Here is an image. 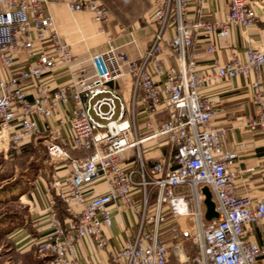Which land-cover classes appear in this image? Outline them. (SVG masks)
Here are the masks:
<instances>
[{"label":"built area","instance_id":"2783aa9c","mask_svg":"<svg viewBox=\"0 0 264 264\" xmlns=\"http://www.w3.org/2000/svg\"><path fill=\"white\" fill-rule=\"evenodd\" d=\"M147 1L156 31L144 53L131 59L110 46L89 58V73L59 36L47 4L64 3L108 23L110 13L97 0H0V134L7 135L6 149L40 141L53 168L68 170L55 172L51 185L67 217L48 204L49 228L36 249L44 264H79L81 240L107 246L116 210L128 212L132 225L123 244L108 251V264H167L172 252L183 263L186 242L194 248L191 264H260L264 238L248 234L264 219V200L237 194L239 173L230 166L238 153L223 150L228 129L213 124L214 102L202 92L215 80L245 77L256 111L243 127L262 135L264 151V49L248 45L217 57L219 40L227 43L233 26L257 25L258 3L225 0L222 18L191 20V0ZM197 37L211 57L204 64L192 51ZM56 70L69 75L67 84L52 86ZM139 109L148 116L145 132L137 128ZM159 112L165 119L154 123ZM157 140L169 145L168 155L146 159L143 146ZM66 141L86 156H72ZM128 149L134 156L123 163ZM203 187L217 213L210 220Z\"/></svg>","mask_w":264,"mask_h":264},{"label":"crops","instance_id":"0c3cea01","mask_svg":"<svg viewBox=\"0 0 264 264\" xmlns=\"http://www.w3.org/2000/svg\"><path fill=\"white\" fill-rule=\"evenodd\" d=\"M99 4L105 7L109 13V22L100 24L94 21L91 14L87 11L68 10L64 3L49 2L47 9L53 18L55 27L59 36L70 48L71 54L81 62L80 66L92 73V67L89 58L97 53L106 51L112 46L116 51L125 53L131 59L139 58L149 46L156 31V25L152 21L151 10L147 0H97ZM257 14L260 20L252 28H243L233 26L228 38L219 40L221 51L217 57L223 61L232 52H242L248 45L264 49V1L254 0ZM227 5L225 0H191L190 19L195 20L200 15L212 14L222 18L226 13ZM192 51H199L201 55L197 62L204 64L211 57L205 51V44L201 37H197ZM23 55H20V60ZM2 76L5 71L0 68ZM53 78L52 86H63L67 84L69 75L62 71L56 72L50 76ZM264 82V77H263ZM29 94L32 89L27 91ZM206 96L212 99L216 108L213 117V124L219 128L228 129V138L223 145V150H235L238 153L237 159L231 164V169L238 171L235 182L236 192L240 195H248L253 200H264V151L261 147L262 135L257 132L246 130L243 127L245 118L252 116L256 111V104L249 89L248 80L245 77L238 76L234 79L215 80L202 91ZM69 109V106L66 107ZM60 110L55 112V115ZM137 128L145 132L144 123L148 116L139 109L137 115ZM55 119V118H54ZM53 119V120H54ZM154 123H159L165 119V113L159 112L151 117ZM66 133L64 137H67ZM3 134H0V137ZM61 136V135H60ZM58 136V138L60 137ZM30 144V143H29ZM65 147L71 150L68 141ZM23 147L20 149H24ZM13 149H5L4 153H10ZM169 147L164 141H149L143 146V152L146 159L158 158L168 155ZM128 151V152H125ZM121 154L123 163L134 156L132 149L125 150ZM129 151L133 152L131 155ZM130 154V155H129ZM68 170L57 169L58 176L66 175ZM37 189L30 196V210L28 214L29 224L33 229L39 232L40 237L48 228L47 209L48 204H53L54 199L49 192L47 194H36ZM54 196L62 202L54 189H50ZM51 201V202H50ZM53 201V202H52ZM65 206V205H64ZM65 209V217L67 216ZM63 218V219H64ZM132 225V217L128 212L119 213L114 210L113 224L107 232L108 244L105 248L97 249L91 239H83L78 245L79 264H108V251L119 248L124 240V228ZM19 226L16 230H20ZM19 232L13 233L17 234ZM37 237V238H38ZM252 241H260L264 238V219L257 222L253 230L248 234ZM26 236L20 242L26 240ZM36 238V239H37ZM260 264H264V257L260 259Z\"/></svg>","mask_w":264,"mask_h":264},{"label":"rangeland","instance_id":"374dc122","mask_svg":"<svg viewBox=\"0 0 264 264\" xmlns=\"http://www.w3.org/2000/svg\"><path fill=\"white\" fill-rule=\"evenodd\" d=\"M1 134L3 136L0 137V264H44L46 258L40 256L35 246L39 232L33 229L27 217L30 210L29 195L35 189L36 194L38 192L45 195L49 192L55 200L54 208L58 210L55 211L62 220L65 217V206L50 191L53 174L57 170L50 164L47 149L40 141H32L25 146L27 148L17 152L4 153L7 135ZM129 153L133 154L131 151ZM70 154L77 157L86 156L85 153L78 151H70ZM19 226L22 228L16 230ZM16 232L19 233L13 234ZM25 236L26 240L20 242ZM193 255L194 248L186 242L184 256L180 252V258H185L186 261L179 263L178 256L172 252L167 264H191Z\"/></svg>","mask_w":264,"mask_h":264},{"label":"water","instance_id":"95a60500","mask_svg":"<svg viewBox=\"0 0 264 264\" xmlns=\"http://www.w3.org/2000/svg\"><path fill=\"white\" fill-rule=\"evenodd\" d=\"M110 95L108 93L106 94H99L97 96H95L91 101H90V105L94 104L95 101L99 98H102V97H109ZM116 104L118 105V102L116 101ZM102 109H105V106L102 107ZM90 115L94 118V119H97L93 114L92 112L90 111ZM117 116V113L116 115L114 116V118ZM201 191L202 193L205 195V199H204V204H205V218L206 220H210L211 218L213 217H216L217 216V213L215 212L214 210V203L211 199V193L209 192L208 188L207 187H203L201 188Z\"/></svg>","mask_w":264,"mask_h":264}]
</instances>
